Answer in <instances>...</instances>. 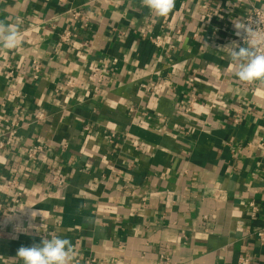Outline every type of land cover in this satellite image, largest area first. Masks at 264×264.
Instances as JSON below:
<instances>
[{
    "label": "crops",
    "instance_id": "obj_1",
    "mask_svg": "<svg viewBox=\"0 0 264 264\" xmlns=\"http://www.w3.org/2000/svg\"><path fill=\"white\" fill-rule=\"evenodd\" d=\"M252 7L264 0H175L165 17L141 0H0L22 35L0 48V264L53 235L75 264H264V83L220 49Z\"/></svg>",
    "mask_w": 264,
    "mask_h": 264
},
{
    "label": "clouds",
    "instance_id": "obj_2",
    "mask_svg": "<svg viewBox=\"0 0 264 264\" xmlns=\"http://www.w3.org/2000/svg\"><path fill=\"white\" fill-rule=\"evenodd\" d=\"M141 4L156 17H165L175 7V0H141ZM20 24L19 18L14 23L0 20V48L15 50L21 45ZM234 28L245 46L233 41L220 48L230 59L229 67L241 82L264 83V33L240 21H234ZM17 257L23 264H75L76 250L69 239L53 235L39 245L19 248Z\"/></svg>",
    "mask_w": 264,
    "mask_h": 264
},
{
    "label": "built area",
    "instance_id": "obj_3",
    "mask_svg": "<svg viewBox=\"0 0 264 264\" xmlns=\"http://www.w3.org/2000/svg\"><path fill=\"white\" fill-rule=\"evenodd\" d=\"M72 14H73V16H76L78 14V12L73 11ZM241 22L251 24L253 26V28H257L261 33H264V8L252 7L250 12L242 18ZM60 38L62 41H68L70 39L69 32L65 31L61 35ZM237 39H238L240 44L245 46L243 39H241V37H237ZM39 68H40L39 62L37 60H33L32 66H31L33 78L38 77ZM89 78H90V82L92 85V91H94V92L98 91L101 88V85L103 84L104 79H105V72H104L103 68L101 66H98V65L92 66L90 68ZM65 85L73 86L74 80H72V79L66 80ZM44 116H45V113L43 110H37V112H35V114H34L35 120L42 119V118H44ZM18 126H19L18 122L12 124V127H13L12 132ZM3 144H4L3 141L0 140V147L3 146ZM43 150H44L43 145L38 144L31 150L29 155L32 156L35 153L41 152ZM51 180H52V182H55L58 184L62 183V179L58 174H52ZM7 184L9 187L13 188L14 190L17 188V181L14 178L8 179ZM19 195H21V192H20V190L17 189V190H15V192H12L10 199L12 201H16L17 198L19 197ZM248 206H249V216L252 219H255L257 217V215L261 212V206L258 204V202L254 201V200H251L249 202ZM2 207H3L2 198L0 196V211L2 210ZM211 216H213V215H211ZM208 217H209L208 215H203L204 219H207ZM22 231L23 230L20 226L14 227L7 232V237L8 238H16L20 233H22ZM254 235L256 236V240H257L258 244L261 246L264 245V227H260V228L256 229L254 232ZM251 261L252 260H251L250 256H242L237 260L236 264H251Z\"/></svg>",
    "mask_w": 264,
    "mask_h": 264
}]
</instances>
